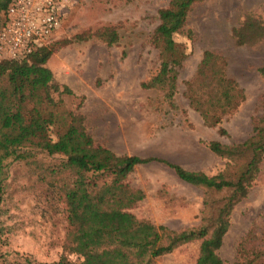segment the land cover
Masks as SVG:
<instances>
[{
	"label": "rangeland",
	"instance_id": "obj_1",
	"mask_svg": "<svg viewBox=\"0 0 264 264\" xmlns=\"http://www.w3.org/2000/svg\"><path fill=\"white\" fill-rule=\"evenodd\" d=\"M168 1L77 0L49 41L70 42L46 67L53 82L69 88L74 98L55 95V99L80 113L93 141L117 155L157 157L207 176L235 170L241 162L215 155L207 144H241L251 136L253 123L264 119V81L257 72L264 65V39L237 46L232 37V29L248 14L264 24V0H199L193 5L182 33L176 36L187 57L178 68L170 103L161 91L141 86L158 71V52L150 39L158 25V11ZM106 26H114L119 36L112 46L92 36ZM205 51L226 60L227 75L245 95L236 112L217 127H207L184 94L185 82L194 75ZM39 158L47 163L58 161ZM8 172L3 218L12 229L0 237V254L12 259L57 260L65 227L62 215L44 214L48 208L46 187L36 181L30 167L11 163ZM128 181L144 193L131 211L137 218L176 231L200 225L205 215L204 190L182 182L166 165H139ZM229 222L219 250L222 264H238L237 246L250 233L251 239L245 243L264 250V156L257 177L235 205ZM198 248L199 242L183 245L153 264H194Z\"/></svg>",
	"mask_w": 264,
	"mask_h": 264
},
{
	"label": "trees",
	"instance_id": "obj_2",
	"mask_svg": "<svg viewBox=\"0 0 264 264\" xmlns=\"http://www.w3.org/2000/svg\"><path fill=\"white\" fill-rule=\"evenodd\" d=\"M10 1L0 0V30ZM198 1L169 0L158 11V25L151 35L159 66L156 75L141 86L161 91L169 103L176 92L178 68L187 57L176 36L182 33ZM92 36L108 46L119 39L114 26L102 27ZM232 37L237 46L253 45L264 39V24L248 14L232 29ZM64 42H48L22 62L0 61V237L12 229L9 220L3 218L11 163L30 167L36 181L46 187L48 208L44 214H61L65 226L57 260L37 261L28 256L12 259L0 254V264H153L193 242H199L194 264H222L219 250L231 212L246 196L264 156V119L253 123L251 136L241 144H207L215 155L241 162L235 170L214 176L188 171L157 157L117 155L93 141L80 113L66 108L62 99H55V95L74 98L69 88L53 82L46 67L49 59L70 43ZM257 72L264 81V65ZM185 86L190 108L199 113L207 127H217L245 100L242 88L227 75L226 60L212 51L203 52ZM220 134L224 130L220 129ZM39 155L58 161L47 163L37 159ZM152 162L166 165L182 182L204 190L205 215L200 225L176 231L131 212L144 199V193L132 187L128 177L137 166ZM250 234L237 246L238 264H264V250L245 243Z\"/></svg>",
	"mask_w": 264,
	"mask_h": 264
},
{
	"label": "built area",
	"instance_id": "obj_3",
	"mask_svg": "<svg viewBox=\"0 0 264 264\" xmlns=\"http://www.w3.org/2000/svg\"><path fill=\"white\" fill-rule=\"evenodd\" d=\"M77 0H11L0 30V61L22 62L46 45Z\"/></svg>",
	"mask_w": 264,
	"mask_h": 264
}]
</instances>
